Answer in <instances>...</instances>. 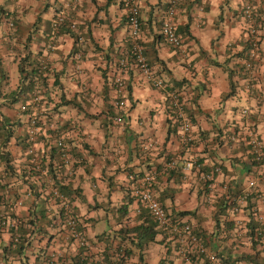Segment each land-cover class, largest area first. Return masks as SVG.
I'll return each instance as SVG.
<instances>
[{"label":"crops","instance_id":"obj_1","mask_svg":"<svg viewBox=\"0 0 264 264\" xmlns=\"http://www.w3.org/2000/svg\"><path fill=\"white\" fill-rule=\"evenodd\" d=\"M168 2L136 0L139 41L153 72L165 82L164 88H155L133 63L119 72L130 49L125 0H80L71 7L69 0H0V215H11L8 220L19 228L15 234L27 239L22 253L13 255L4 249L10 233L0 229V264H46L51 251L63 254L65 264H79L81 257L95 264L105 258L101 264H110L106 253L120 245L129 250L127 264H208L204 255L186 250L166 231L143 250L129 237L122 239V228L140 223L135 198L119 220L126 189L151 171L156 172L153 190L159 202L190 224L223 264H264V246L249 235L264 203L251 193L238 213L229 210L230 200L250 180L264 197V148L262 162H254L246 137L252 130L264 144V0H179L174 21L180 48L161 34ZM246 5L260 34L249 81L243 72L250 26L243 16ZM64 10L65 24L53 32V20ZM20 62L31 74L30 90L28 80L20 83L19 73L13 77ZM118 73L125 83L122 108L115 105ZM18 85L23 90L13 92ZM35 87L39 103L33 100ZM174 89L191 125L193 142L187 145L168 97ZM242 109L249 111L247 119ZM117 116L122 124L115 122ZM31 117L38 118L39 132L29 142ZM234 131L240 133L238 141L229 140ZM59 139L69 148L70 176L58 167ZM32 154L63 171L59 177L71 187L72 211L84 225L87 248L63 238L54 220L60 205L48 190L34 177L24 182L28 176L22 169ZM190 159L200 163L202 172L220 167L212 189L199 172L184 168Z\"/></svg>","mask_w":264,"mask_h":264},{"label":"built area","instance_id":"obj_2","mask_svg":"<svg viewBox=\"0 0 264 264\" xmlns=\"http://www.w3.org/2000/svg\"><path fill=\"white\" fill-rule=\"evenodd\" d=\"M80 0H69L68 7L75 5ZM127 4V17L129 25V37H130V49L127 53L126 59L120 61L119 67L120 71H123L129 63H133L144 78L149 81L155 88H164L165 82L155 75L151 65L148 62L147 57L145 56L144 49L142 44L139 41V28H140V18L139 10L136 0H125ZM179 5V0H169L168 5L164 11L162 25H161V34L164 40L175 48H180L182 46V39L177 34L176 24L174 21V16ZM66 7V8H68ZM243 16L249 23L248 28V44L250 49L247 54V60L244 62L243 72L246 75L248 81L251 80L254 76V63L257 60L259 54V43H260V34L257 26V22L254 19L253 10L251 5H246L243 10ZM66 12L65 10L59 13L52 23V31L57 32L59 28L65 24ZM115 91L119 99L116 101L115 105L117 107H124L125 101L123 100L125 93V83L121 73L116 74L114 79ZM34 102L40 101V90L38 87L34 88ZM168 97L170 99L171 108L175 114L176 121L178 123V129L180 131L181 142L185 145L193 142V135L191 133V125L188 117L184 113L183 100H181L179 92L171 90L168 92ZM241 115L248 118L249 111L247 109L241 110ZM115 122L117 124H122L123 119L121 116L115 117ZM250 131V129H249ZM39 132L38 118L31 117L29 120V129H28V140L34 141L35 137ZM240 133L232 132L229 140L238 141L240 139ZM247 137L248 145L250 146V152L253 156V160L260 162L263 158V142L252 133V130L249 132ZM245 137V138H246ZM57 150L59 152V158L64 169V174L70 176L73 172V164L71 161V156L67 144L59 139L56 142ZM32 152V149H30ZM36 161V160H35ZM184 168L194 169L196 172H199L200 178L204 181L208 189H212L215 179V174L220 171L219 166H214L213 169L209 172H202L201 165L198 162L193 160H187ZM43 172V171H42ZM156 172L151 171L138 180L131 187V195L138 200L145 208L149 210L154 220L158 223V226L170 234L172 237L176 238L184 248H187L194 251L197 255H204L207 259L208 264H223L222 260L218 257L215 252L209 251L198 234L193 230V227L182 221L181 219H173L167 214L165 209L161 206L157 200L154 190L153 182L155 180ZM223 189H226L227 186L223 185ZM53 194L60 205V213L58 223L63 229V238L65 240H72L76 242L79 246L87 248L89 246L84 225L72 214L71 203L66 199V197L60 194L57 189H52ZM1 193V192H0ZM251 193H255L259 200L264 203V197L259 194L254 180H250L247 184V188L238 196L237 199L230 200V213L236 214L240 211L242 205L246 202L248 196ZM20 203V202H19ZM9 207L11 208L12 205ZM9 209V208H8ZM57 221V220H55ZM254 239L258 240L264 246V213L257 211L254 214ZM79 224L81 226L79 227ZM241 236H245V232L240 233ZM18 239V235L14 237V242ZM185 250V251H186ZM47 264H65V257L58 251H51L47 255ZM105 258L98 259L97 264H101ZM127 257L123 249H119L117 246L111 248V255H109L110 264H127Z\"/></svg>","mask_w":264,"mask_h":264},{"label":"trees","instance_id":"obj_3","mask_svg":"<svg viewBox=\"0 0 264 264\" xmlns=\"http://www.w3.org/2000/svg\"><path fill=\"white\" fill-rule=\"evenodd\" d=\"M246 42H247V44L245 45V49H246V51L247 50L249 51L250 46L248 44V41H246ZM18 71H19V74L21 76L20 83L22 84V81L24 82L25 80L26 81L28 80L27 89L30 90L31 87H32L31 86L32 85V80H30V79H32L30 77L31 74H29V71L27 72L24 69L23 63H21V62L18 64ZM33 71H34L33 73H36V74L38 73L37 69H34ZM20 86L21 85H18L17 89L14 90L13 92H16V93L18 92L19 93L21 90H23L22 86H21V88H20ZM27 140H28V137H27V139L25 138V141H27ZM55 150H56L55 154L56 155L58 154L57 156H59V152L57 150V147L55 148ZM30 157H31V160L29 161V164H27V166L22 169V176H28L27 179L24 180V182L26 181L27 184H30V183H28L29 177L30 176L34 177L40 182L39 183L40 184V188L47 189L48 193H49V196L52 197L54 200L57 201L58 199H56L54 194H53V191H52L53 188L57 189V191L60 194L64 195L66 197V199L69 202H71V198L69 197L71 192H72L71 187L69 185H67L66 183H64L63 179L61 177H59V175H62L63 171H61V174L59 173L57 166L54 164L55 162H52V161L46 162L44 158L35 157L33 154L30 155ZM33 157H34V159H33ZM4 159L6 160V163L8 165L7 167L12 169L11 172H14V165L11 163L10 159L7 156H5ZM254 162H256V161L254 160ZM261 162L262 161L256 162V163H261ZM58 167H60V170L62 169V165H61L60 159H59ZM0 192H1V187H0ZM2 195L3 194L1 192L0 193V203L3 200ZM125 196L126 197L123 199V204L118 209L120 212H122L121 213V217L119 218V220L125 215V213H126V211L128 209V206L130 204V201L132 200V198H134L131 195V188L130 189H126ZM225 200L226 199H224V201L222 200V202L225 203L227 201V200L226 201ZM57 202H58V204H60L59 201H57ZM161 206L163 207L162 204H161ZM225 207H227V206H225V204H224L221 209H224ZM165 211L167 212L166 209H165ZM188 213H189L188 211H182V212H180V215H184V214H188ZM72 214L76 218V220L79 221V223H80V220L75 216L73 211H72ZM167 214L169 216H171L173 219L179 218L177 216H173L172 214H170L168 212H167ZM44 216H45V214L42 213L41 217H44ZM7 217L11 218L12 216L9 215ZM7 217L5 218V217L0 215V229L2 230L3 228L6 227L8 229V231H9V233H10V236H11V241L9 242V244L7 246L4 247V249L9 251L13 255H16L17 253L21 254L23 249L25 248V243H26L27 239L23 238L22 236H19L17 241L14 242L13 239L16 236L15 233H17V232L19 233V228L16 227L17 224H12L11 219L9 218V220H8ZM59 219H60V217L58 215L57 221H55V222L58 223ZM54 220H56V219H54ZM137 220H140L139 224H137V225H135L133 227H130V228H127V227L122 228V230L124 232L122 234L123 235L122 239H125V241H126L127 237H129V239H130L129 242H134L135 247L140 249V250H143L148 244L156 242V235H157L158 232H162V233L164 232V234L166 233L165 231H163V229H160V227L158 226V223L154 220V218L152 217V215L149 212V210L147 208H145L140 202H139V213H138V216H137ZM31 223H33V222L30 221V222H27L26 224L30 225ZM251 223H253L252 219H251ZM59 224H61V222H59ZM80 226H81V224H79V227ZM249 227H250V229H249L250 239L253 240L254 239L253 230H254V227H255L254 223H253V225H251ZM16 228H18V229L16 230ZM129 235H131V236H129ZM165 235H168V233H166ZM50 240L48 241V243L50 242ZM134 240H136V241H134ZM123 246L124 247H122L120 245L119 247H121V249H123V251H124V253L126 255V254L129 253V250H126L127 248H125V245H123ZM43 255L44 254L42 253V256ZM106 255H107V258H108V256L110 255L109 251H108V253H106ZM39 256H41V255H39ZM47 257L48 256H45V261L47 260ZM126 257H127V255H126ZM81 258H80L81 262L79 264H95L92 261L88 262V259H86L85 257H81ZM46 264H47V262H46ZM107 264H109V263H107Z\"/></svg>","mask_w":264,"mask_h":264},{"label":"rangeland","instance_id":"obj_4","mask_svg":"<svg viewBox=\"0 0 264 264\" xmlns=\"http://www.w3.org/2000/svg\"><path fill=\"white\" fill-rule=\"evenodd\" d=\"M19 73V71H17L16 69H12V74H13V77H17V74Z\"/></svg>","mask_w":264,"mask_h":264}]
</instances>
